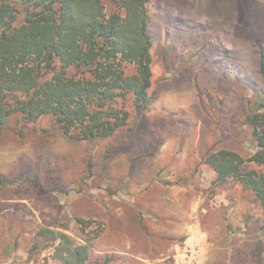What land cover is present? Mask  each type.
Segmentation results:
<instances>
[{"label": "rangeland", "instance_id": "374dc122", "mask_svg": "<svg viewBox=\"0 0 264 264\" xmlns=\"http://www.w3.org/2000/svg\"><path fill=\"white\" fill-rule=\"evenodd\" d=\"M146 9L153 100L129 137L60 133L48 161L35 136L0 143V264H57L48 239L31 249L41 228L65 224L77 241L93 235L92 264L105 255L106 264H264V204L239 182L214 186L202 162L210 146L254 152L244 119L261 86L264 0H149ZM77 217L91 221L86 233Z\"/></svg>", "mask_w": 264, "mask_h": 264}, {"label": "trees", "instance_id": "16d2710c", "mask_svg": "<svg viewBox=\"0 0 264 264\" xmlns=\"http://www.w3.org/2000/svg\"><path fill=\"white\" fill-rule=\"evenodd\" d=\"M148 1L114 0L110 8L109 0H0V143H24L35 136L34 149L48 161L60 133L71 141H97L120 132L129 137L153 100ZM259 68L261 86L247 100L244 119L254 152L244 156L210 146L202 162L215 172L214 186L239 182L264 204V52ZM45 117H50L49 128L40 125ZM113 155L107 151L105 165ZM93 166L89 160V170ZM77 220L84 231L91 225L83 217ZM69 227L41 228L31 252L42 237L48 239L42 248L55 246L57 264H92L93 235L87 232L77 241ZM103 260L94 263L111 258Z\"/></svg>", "mask_w": 264, "mask_h": 264}]
</instances>
